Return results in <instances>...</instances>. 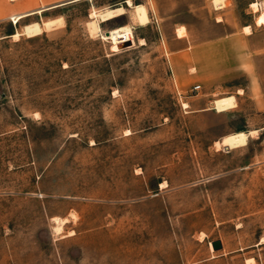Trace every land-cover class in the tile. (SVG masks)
<instances>
[{
  "label": "rangeland",
  "instance_id": "obj_1",
  "mask_svg": "<svg viewBox=\"0 0 264 264\" xmlns=\"http://www.w3.org/2000/svg\"><path fill=\"white\" fill-rule=\"evenodd\" d=\"M250 1L0 0V264H264Z\"/></svg>",
  "mask_w": 264,
  "mask_h": 264
},
{
  "label": "bare ground",
  "instance_id": "obj_2",
  "mask_svg": "<svg viewBox=\"0 0 264 264\" xmlns=\"http://www.w3.org/2000/svg\"><path fill=\"white\" fill-rule=\"evenodd\" d=\"M222 1L223 0H214V2L216 3L217 6L218 5L220 6L221 4H223ZM129 2H130V0H129ZM252 6H253V8L255 7V10L259 9V3L258 2H254V4ZM125 11H126V9H125L124 5L117 4L116 6H110V8H106V9H103V10H99V11L95 10L92 14H93V16L98 17L102 21H107V20H109L112 17L121 16L122 14L125 13ZM21 17L22 16L15 17V21L17 22L18 20H20ZM23 26H24V29H23L22 32H16L12 36L15 37V38H18V37H20V35L26 34L29 37H33V36H37L42 31L41 25H39V23L38 24L37 23L28 24V25H23ZM182 29L183 28H180V30H179V35H178L179 37L183 36ZM245 29L248 32H251V28L250 27H245ZM255 133H256V131H253V132L243 133V134H240L239 136H235V137L229 138L228 143L233 148H237V147H240V146H245L247 144V141H248V135L255 134ZM216 144H218V146H219V143H216ZM228 149H229V147H228ZM56 220L58 221L59 225H63L64 224V219H61V220L56 219ZM201 238H204V234L201 235Z\"/></svg>",
  "mask_w": 264,
  "mask_h": 264
},
{
  "label": "crops",
  "instance_id": "obj_3",
  "mask_svg": "<svg viewBox=\"0 0 264 264\" xmlns=\"http://www.w3.org/2000/svg\"><path fill=\"white\" fill-rule=\"evenodd\" d=\"M127 1H128V0H126V3H127ZM247 1L251 2L250 0H247ZM254 2H256V1H254ZM57 5H58V4H55V5H53V6H43V5H41L40 8H38V9H35V10H29V11H24V12H21L20 14L13 15L11 18L13 19V17H20V16H22V18H23V17H25V16H29V15H33V14L38 13V12L45 11V10H47V9H49V8H55ZM127 5H131V4H127ZM124 6H125V5H124ZM125 9H126V7H125ZM125 13H126V12H125ZM119 17H120V16L115 17V18H112V19H110V20H114V19L119 18ZM256 17H257V16H256ZM255 19H256V18H255ZM106 22H108V21H106ZM109 22H110V21H109ZM31 23H32V22H31ZM256 23H257V19H256ZM26 24H28V23H26ZM263 25H264V21H263ZM245 27H250V28H251L250 25H247V26H245ZM179 38H181V37H179Z\"/></svg>",
  "mask_w": 264,
  "mask_h": 264
},
{
  "label": "water",
  "instance_id": "obj_4",
  "mask_svg": "<svg viewBox=\"0 0 264 264\" xmlns=\"http://www.w3.org/2000/svg\"><path fill=\"white\" fill-rule=\"evenodd\" d=\"M212 244L215 250L222 248V243L220 240H215L212 242Z\"/></svg>",
  "mask_w": 264,
  "mask_h": 264
},
{
  "label": "built area",
  "instance_id": "obj_5",
  "mask_svg": "<svg viewBox=\"0 0 264 264\" xmlns=\"http://www.w3.org/2000/svg\"><path fill=\"white\" fill-rule=\"evenodd\" d=\"M198 88H200V85H197V86L194 87L195 90L198 89Z\"/></svg>",
  "mask_w": 264,
  "mask_h": 264
}]
</instances>
